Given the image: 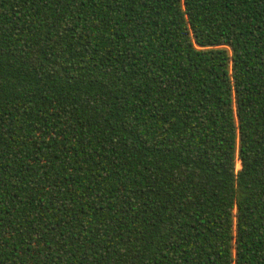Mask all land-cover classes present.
I'll return each mask as SVG.
<instances>
[{"label":"trees","instance_id":"1","mask_svg":"<svg viewBox=\"0 0 264 264\" xmlns=\"http://www.w3.org/2000/svg\"><path fill=\"white\" fill-rule=\"evenodd\" d=\"M0 264H264V0H0Z\"/></svg>","mask_w":264,"mask_h":264},{"label":"rangeland","instance_id":"2","mask_svg":"<svg viewBox=\"0 0 264 264\" xmlns=\"http://www.w3.org/2000/svg\"><path fill=\"white\" fill-rule=\"evenodd\" d=\"M240 168H241V163L237 161L236 170H239Z\"/></svg>","mask_w":264,"mask_h":264},{"label":"water","instance_id":"3","mask_svg":"<svg viewBox=\"0 0 264 264\" xmlns=\"http://www.w3.org/2000/svg\"><path fill=\"white\" fill-rule=\"evenodd\" d=\"M242 167V166H241ZM241 169V168H240Z\"/></svg>","mask_w":264,"mask_h":264}]
</instances>
